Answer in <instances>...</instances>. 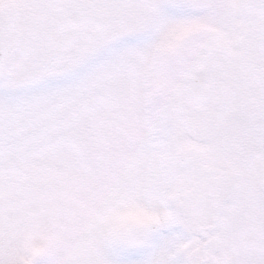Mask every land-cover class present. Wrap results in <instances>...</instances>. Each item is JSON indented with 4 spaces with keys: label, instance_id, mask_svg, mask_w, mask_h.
<instances>
[{
    "label": "snow or ice",
    "instance_id": "snow-or-ice-1",
    "mask_svg": "<svg viewBox=\"0 0 264 264\" xmlns=\"http://www.w3.org/2000/svg\"><path fill=\"white\" fill-rule=\"evenodd\" d=\"M0 264H264V0H0Z\"/></svg>",
    "mask_w": 264,
    "mask_h": 264
}]
</instances>
